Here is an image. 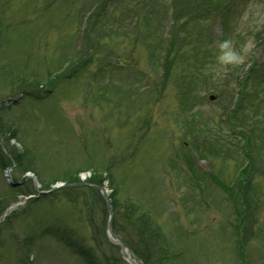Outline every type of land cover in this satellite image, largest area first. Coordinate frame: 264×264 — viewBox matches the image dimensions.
<instances>
[{
	"label": "rangeland",
	"instance_id": "obj_1",
	"mask_svg": "<svg viewBox=\"0 0 264 264\" xmlns=\"http://www.w3.org/2000/svg\"><path fill=\"white\" fill-rule=\"evenodd\" d=\"M98 1L0 0V101L33 90L0 105V202L17 198L0 204V264H139L112 242L100 186L121 190L117 226L148 264H264V0H233L224 21L189 0H109L90 18ZM205 156L240 186L241 223Z\"/></svg>",
	"mask_w": 264,
	"mask_h": 264
},
{
	"label": "trees",
	"instance_id": "obj_2",
	"mask_svg": "<svg viewBox=\"0 0 264 264\" xmlns=\"http://www.w3.org/2000/svg\"><path fill=\"white\" fill-rule=\"evenodd\" d=\"M190 2L188 3V7L191 9V13H192V9L195 11L192 15V17H196L198 20L200 19L199 17H201L202 15H211V10H213V14L214 12L216 11H219L218 12V16H221L222 14H224L226 11H229L230 9V5H231V1L232 0H189ZM202 10H204L202 12ZM223 16V15H222ZM261 77V76H259ZM256 78V77H255ZM258 79V78H256ZM52 80H50L51 82ZM246 85H248V81L245 82ZM40 84H37V87L39 86ZM262 96V95H261ZM2 128V127H0ZM241 132V131H239ZM11 133H17L16 130H11ZM3 134V133H2ZM241 136H242V141H247V140H251L253 135H249L248 133H244V132H241ZM17 135V134H16ZM245 135V136H244ZM244 137V138H243ZM10 153L14 156H16L17 159H20L22 158V154L21 153H17L16 149L11 145V151ZM21 160V159H20ZM67 178L66 182L67 183H72V182H77V180H79L78 176L76 175H73V174H68L65 176ZM64 177V178H65ZM103 176H100L99 178H94V182H97L99 184H101V182L104 180V178H102ZM114 179L111 178V180H109L110 182V185H112L114 183L113 181ZM93 181V180H92ZM238 190L240 191V186L237 187ZM84 189H87L89 190L90 192H93V195L96 196V192L95 190H93L92 188L90 187H84ZM112 189L115 191H117V194L116 196L112 195V199H111V202H112V206H113V209H114V214H116V216H114L113 218V228L118 231V233L120 234V236L122 237L123 241L130 246V241L127 239L126 235L124 233H122V231L118 228V213H119V201H120V198H119V193L121 190H119L117 187L114 188L112 186ZM72 191H76L75 192V195L76 197H78L80 194V192L84 191L82 190L81 187H73V188H70L69 190V193L72 192ZM115 191V193H116ZM86 193V191H85ZM97 197V196H96ZM17 198H12V195H7V197L2 200L1 202H4L2 205H7L8 203H10L11 201H15ZM92 199H93V196H92ZM102 200V199H101ZM0 202V204H1ZM87 203H90L86 200ZM86 203V204H87ZM91 205V204H90ZM132 205V204H131ZM129 208V207H128ZM125 211V214L123 215V224L122 226H124V224H131V220L133 218V213L135 214V210L137 211H140L141 208H137L135 205H132L130 206V209H128ZM144 211V210H143ZM102 214L103 216L105 217L104 219L107 220V215H108V209H107V206L105 205L104 201L102 200ZM146 212H142V215L141 217H143V221H142V226L144 227L145 225L149 224L148 222L152 223V219L151 217L149 216L148 219L144 220V218L146 217ZM148 216V215H147ZM134 221V220H133ZM106 224V222H105ZM157 229V228H156ZM125 230V227L124 229ZM159 230V228H158ZM142 231V230H141ZM144 232V231H143ZM146 240V239H145ZM140 243V242H139ZM141 245V243H140ZM135 246V247H134ZM119 248V247H118ZM131 248L132 250L134 251V253L140 258L142 259L145 264H148L154 257H152V254L148 255L146 252H143L141 250V248L139 249V245L138 243L137 244H132L131 243Z\"/></svg>",
	"mask_w": 264,
	"mask_h": 264
},
{
	"label": "water",
	"instance_id": "obj_3",
	"mask_svg": "<svg viewBox=\"0 0 264 264\" xmlns=\"http://www.w3.org/2000/svg\"><path fill=\"white\" fill-rule=\"evenodd\" d=\"M0 145L3 147V149H4V151H5V148H4V146H3V144H2V142H0ZM29 176V175H28ZM8 178H10V176H8ZM12 181V180H11ZM21 182H17V183H15L14 185H19ZM37 185V184H36ZM38 187V186H37ZM101 191H103V195H104V198H105V200H106V202L108 203V205H110L109 204V198H108V195H107V193H106V188H104V187H100L99 188ZM42 194H47L48 193V191H43V192H41ZM112 239L116 242V243H118L120 246H121V248L123 249V252H124V255H125V257L130 261V262H133L134 263V260L133 259H131L130 258V256L128 255V252H127V248H126V245L116 236V235H112Z\"/></svg>",
	"mask_w": 264,
	"mask_h": 264
}]
</instances>
